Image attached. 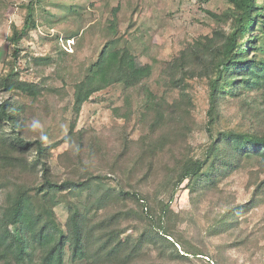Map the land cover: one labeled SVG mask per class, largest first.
Segmentation results:
<instances>
[{"label": "trees", "instance_id": "16d2710c", "mask_svg": "<svg viewBox=\"0 0 264 264\" xmlns=\"http://www.w3.org/2000/svg\"><path fill=\"white\" fill-rule=\"evenodd\" d=\"M222 1L219 12L201 6L214 21L209 32L170 58L144 63L140 36L115 44L119 6L102 31L84 25L75 3L48 14L50 26L77 17V29L64 38L82 35L71 55L85 37L97 39L77 66L73 121L58 140L38 119L45 82L20 75L28 30L40 26L35 0L17 4L23 23L7 37L13 66L0 74V264H195L210 254L173 208L180 188L196 180L189 187L196 203L249 168L256 176L250 200L226 208L208 231L232 237L221 252L252 241L241 217L264 198V0ZM13 5L0 0V23ZM98 31L101 37L91 35ZM36 60L59 63L52 54ZM114 85L124 88V104L115 108L124 123L111 151L102 136L75 125L84 104ZM203 125L205 140L193 145L190 136ZM72 135L62 156L73 174L62 178L51 160ZM63 202L65 222L57 212Z\"/></svg>", "mask_w": 264, "mask_h": 264}, {"label": "rangeland", "instance_id": "374dc122", "mask_svg": "<svg viewBox=\"0 0 264 264\" xmlns=\"http://www.w3.org/2000/svg\"><path fill=\"white\" fill-rule=\"evenodd\" d=\"M13 1L14 5L0 23V74L11 70L13 66V46L7 37L14 24L23 23V14L18 10L17 4L29 0ZM65 2L75 3L76 10L84 17V25L94 24L101 31L114 8L119 6V31L113 37L115 44L124 46L135 36H140L139 46H147L146 52L139 59L142 63L153 61L154 58L157 60L170 58L188 41L209 32L214 21L203 8L218 12L225 8L222 0L208 2L201 0H35V15L40 26L38 29L28 30L27 47L23 53L25 58L21 59L20 75L22 80L45 82L48 90L38 103L40 108L38 119L42 129L47 130L53 140L62 139L70 129L73 121L75 72L86 56L92 55L93 47H95L93 42L97 40L95 37L87 40L84 36L85 45L79 48L76 55H71L72 52H76L75 44L80 42L82 35L67 42L64 38L77 29L79 23L77 17L76 19L67 18L52 26L46 21L48 14L59 13V6ZM81 4L85 5V8H82ZM91 35L101 37L102 33L98 31ZM57 37L63 39L60 40L61 52L56 50ZM49 54L59 59V63L51 64L48 63L49 61L36 60L38 56ZM124 94V88L121 85H114L96 93L89 102L84 104L76 121L75 131L85 129L89 134L102 136L113 151L118 146L124 123V120L116 115L115 108L123 106ZM204 138L203 125L192 133L190 142L197 145L205 140ZM74 142L75 138L72 135L54 151L51 162L55 173L62 178L73 174L67 166V158L62 154ZM105 168L108 169L107 166ZM91 169L95 170L92 167ZM252 172L254 171L249 168L237 173L221 183L218 190L206 193L196 203L191 199L189 189L196 180L190 185L186 182L180 188L172 204L173 208L181 214L183 227L187 228L191 235L201 238V244L210 254V257L201 255L204 259L196 258L195 264H216L214 257L218 258L222 264H264V198L256 208L241 217L243 235H250L252 241L223 249L221 252L219 247L230 242L232 237L227 232L210 234L208 231L226 208L250 200L256 180ZM57 212L60 219L65 222L68 217L67 204L64 202L59 204Z\"/></svg>", "mask_w": 264, "mask_h": 264}]
</instances>
